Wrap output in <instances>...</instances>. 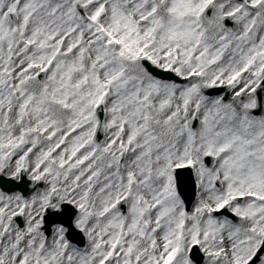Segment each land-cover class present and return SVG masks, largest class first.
Instances as JSON below:
<instances>
[{
    "label": "snow or ice",
    "instance_id": "snow-or-ice-1",
    "mask_svg": "<svg viewBox=\"0 0 264 264\" xmlns=\"http://www.w3.org/2000/svg\"><path fill=\"white\" fill-rule=\"evenodd\" d=\"M0 264H264V0H0Z\"/></svg>",
    "mask_w": 264,
    "mask_h": 264
}]
</instances>
